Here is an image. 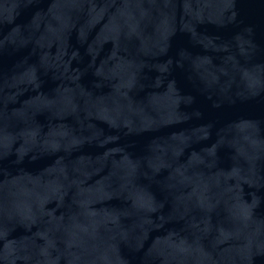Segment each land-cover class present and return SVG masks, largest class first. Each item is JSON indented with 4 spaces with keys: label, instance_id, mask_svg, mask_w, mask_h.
Masks as SVG:
<instances>
[{
    "label": "water",
    "instance_id": "obj_1",
    "mask_svg": "<svg viewBox=\"0 0 264 264\" xmlns=\"http://www.w3.org/2000/svg\"><path fill=\"white\" fill-rule=\"evenodd\" d=\"M0 264H264V0H0Z\"/></svg>",
    "mask_w": 264,
    "mask_h": 264
}]
</instances>
